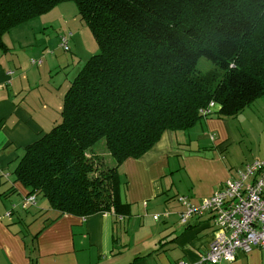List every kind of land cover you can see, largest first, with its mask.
Instances as JSON below:
<instances>
[{
    "label": "trees",
    "instance_id": "1",
    "mask_svg": "<svg viewBox=\"0 0 264 264\" xmlns=\"http://www.w3.org/2000/svg\"><path fill=\"white\" fill-rule=\"evenodd\" d=\"M66 1L0 0V48L13 27ZM73 1L99 52L72 79L61 121L25 147L15 181L62 215H124L126 161L166 132L188 146L202 119L264 96V0ZM101 139L111 160L94 149Z\"/></svg>",
    "mask_w": 264,
    "mask_h": 264
},
{
    "label": "crops",
    "instance_id": "2",
    "mask_svg": "<svg viewBox=\"0 0 264 264\" xmlns=\"http://www.w3.org/2000/svg\"><path fill=\"white\" fill-rule=\"evenodd\" d=\"M5 44L0 48V210L11 214L0 213V264L199 262L219 231L216 212L204 210L184 223L187 205L179 198L199 207L226 181L239 178L246 163L264 158V96L236 116L202 119L188 132V146L166 132L141 158L126 161L127 214L62 215L47 198L38 203L39 196L24 208L29 192L15 181L14 170L25 147L61 121L64 94L51 85L54 66L48 69L43 57ZM4 198L15 203L11 209ZM221 264H264V251L239 250L234 261Z\"/></svg>",
    "mask_w": 264,
    "mask_h": 264
},
{
    "label": "built area",
    "instance_id": "3",
    "mask_svg": "<svg viewBox=\"0 0 264 264\" xmlns=\"http://www.w3.org/2000/svg\"><path fill=\"white\" fill-rule=\"evenodd\" d=\"M62 46L65 50L70 49L68 36H64ZM213 107L214 102L210 109ZM179 200L187 205L182 222H188L194 214H201L204 210H214L219 231L210 248L200 254L199 262L178 264H221L234 261L239 250L249 253L258 247L264 251V158L246 164L239 178L226 181L199 207L191 205L187 197L182 196ZM35 203L36 196L29 194L23 207Z\"/></svg>",
    "mask_w": 264,
    "mask_h": 264
},
{
    "label": "rangeland",
    "instance_id": "4",
    "mask_svg": "<svg viewBox=\"0 0 264 264\" xmlns=\"http://www.w3.org/2000/svg\"><path fill=\"white\" fill-rule=\"evenodd\" d=\"M64 36L69 38V50H65L62 46ZM4 40L10 42L15 52L26 51L28 56L43 57V62L49 63L48 69L54 66L51 85L60 89V94H64L63 100L71 79L92 55L99 52L98 43L87 22L81 18L78 6L73 0L60 3L50 12L13 27L5 34ZM29 61L31 63V59ZM210 65L211 63L205 59L199 64L202 69ZM31 67L35 69L39 66ZM94 149L104 157H110L111 160L112 156L104 139L97 142ZM42 198L43 196L39 195L37 202L40 203ZM1 202L8 203V209L15 204L11 198H4ZM35 208L36 206L32 210ZM0 213L5 215L7 212L0 210Z\"/></svg>",
    "mask_w": 264,
    "mask_h": 264
}]
</instances>
